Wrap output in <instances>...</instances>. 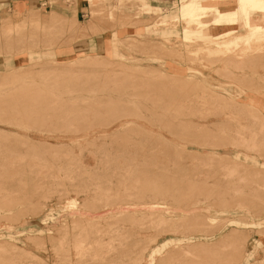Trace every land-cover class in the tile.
I'll use <instances>...</instances> for the list:
<instances>
[{
    "label": "rangeland",
    "instance_id": "374dc122",
    "mask_svg": "<svg viewBox=\"0 0 264 264\" xmlns=\"http://www.w3.org/2000/svg\"><path fill=\"white\" fill-rule=\"evenodd\" d=\"M129 5L122 0L109 6L98 1L80 22L30 11L17 22L0 24V242L7 247L0 264H11V256L27 259L28 264H147L150 251L158 245L165 250L166 241L179 244L174 245L178 249L164 256L157 253L155 264H202L203 254L184 252L180 246L211 242L232 228L247 241L245 256L253 252L246 264L264 256V123L228 101L240 90L255 92L264 103V44L262 53H241L244 41L229 52H212L200 38L180 37L186 21H163L170 8L156 6L158 12L149 14L144 13L147 8L138 11V1ZM212 15L203 14L202 20ZM51 16L55 20L48 19ZM137 24L160 29V37H175L166 40L171 46L181 44L169 51L152 36L138 35L143 32L139 30L119 35L118 40L136 68L99 60L104 65L100 69H68L58 79L44 80L40 77L52 65L45 60L24 62L12 72L4 69L6 63L17 66L16 59L27 55L36 59L43 54L67 64L96 61L91 53L74 55L63 46ZM168 26L177 29L166 31ZM187 26L198 27L196 21ZM127 38L137 40L127 45ZM110 54L105 53L108 58ZM168 63L183 68L185 76L199 68L218 83L214 89L223 96L208 92L196 77L168 76ZM48 79L63 85L52 88ZM64 83L72 93L57 97L52 90L65 89ZM228 95L232 97H224ZM32 111L48 117L36 118ZM25 113L35 115L24 118ZM71 199L78 205L70 204ZM120 202H130L129 209L163 203L160 207L170 206L178 219L108 217ZM183 211L205 212L215 219L199 223L192 213L182 220ZM84 216H101L102 221ZM218 228L223 229L210 234ZM245 256L239 264L245 263Z\"/></svg>",
    "mask_w": 264,
    "mask_h": 264
},
{
    "label": "bare ground",
    "instance_id": "6f19581e",
    "mask_svg": "<svg viewBox=\"0 0 264 264\" xmlns=\"http://www.w3.org/2000/svg\"><path fill=\"white\" fill-rule=\"evenodd\" d=\"M98 1L99 0H94V2H98ZM216 1H219V0H216ZM220 1H225V0H220ZM237 4H238V6H237L235 11L234 10H227L225 12H221L218 8H215V7L210 8V7H207V6H203L198 1H196L195 4H189L187 6H183L182 9H181V18L184 21H186V22H185V25L183 26V29H182V32H181L182 39L184 41H191L194 38H200L201 40L205 41V43H206L205 44V49L206 48H210L212 52H229L230 48L232 49V47L233 46H237L240 41H244V45L246 46L245 47L246 49L242 50V51L240 50L241 53L246 51L247 49H252L255 52L262 53V51L264 49V48L262 49V46L264 44V25L251 23V12L252 11L261 12L262 15L258 19H260V20L264 19V0H237ZM107 5L109 6L110 3L107 2ZM211 12L214 13V17L212 15L213 18H211V20L208 19V21H203L201 19L203 14H207V13H211ZM33 15H35V18L37 20L41 21V17L37 13H33ZM50 18H53V17H50ZM55 18H57V17H55ZM240 18H242L243 24H244V26L246 28V31H244L242 34H241V32L238 34V32L240 31L239 30ZM187 21H188V23L191 22V21H196V24L198 25V27L192 28V29L189 28V26H187V24H188ZM43 22L46 24L48 21L46 20V21H43ZM74 27L77 28L78 26L74 25ZM73 29H75V28H73ZM145 33H146V36H152L153 38L155 37L154 39H159L160 38L159 37V33H158V29L153 28L151 26L148 27V29L145 31ZM120 34H125V33L121 31ZM138 35H142V34L138 33ZM153 38H151V39H153ZM124 40H126V39H124ZM134 40H137V38H130V39L127 38L126 44L129 45ZM118 42L119 41H118V38L116 37V34H113L111 39L109 40L110 47L108 48V50L111 51V54H110L111 58H108L105 54H92L94 60H96V61L92 60V61H89V62H81V63H78V64H75V63L67 64L66 61H62V60L59 61L58 59H55V58L45 59L43 54H42V56L40 58H36V59H30V58H28V55H27V57L24 56V57L16 59L17 62L19 63V64H17V66H12L11 64L6 63L4 65V67H5L4 69L12 72V71H14L15 69H17L19 67H24V64H22L24 62H30L31 63V62H35V61H43V60H45L47 63L51 62L52 65H51V67L47 66L48 68L45 69L47 74L46 75H42L43 77H40L41 79L44 80V77H48V78H52V79H58V77L60 78V76H63V73H65L64 71H67L68 69H70V70L74 69V68H76V69L77 68H81L82 69V68H89V67H91V69H95V70L100 69L104 65L101 63L102 61L100 62L99 60H103V61L104 60H107V61L110 60L112 62L113 61L117 62V64H119V65H123V66H128L129 65L132 68L139 67V66H137V64L129 63L130 61H133L134 59L130 58L129 56H127L121 50V48H122L121 45H123V43L122 44H118ZM159 42H160L159 44L163 45V47H165L169 51H174L178 47V45H176V46L168 45L167 42H165V41H162V42L159 41ZM124 43H125V41H124ZM179 44H181V42ZM240 52L239 53H235V54L236 55L240 54ZM10 57L11 56L7 57L6 61ZM81 57H83V56H81ZM77 58H79V57H77ZM72 61H75V60H72ZM41 64H43V63H41ZM41 64H39V65H41ZM44 64H45V66L47 65L46 63H44ZM167 65H168L167 66V69H168L167 75L168 76L172 75L175 78L176 77L181 78V80H183L182 78H184V79H186V78L187 79H192V78L196 77L194 79H196L198 82H200V84L202 85L203 88L208 89V92L210 90V91H213V92H215L216 94H218L220 96H223L224 92H222L221 90H218V89H214L218 85V83H216V82L214 83L212 81V79H209L208 77H206L205 73H202L199 68H197L195 70H188V73L194 72L195 74H188V75L185 76V75H182L183 71H184L183 68L177 67L176 65H174L172 63H168ZM34 66L37 67L38 65L37 66L34 65ZM82 66H84V67H82ZM43 70L44 69L41 70L42 74L45 71V70L44 71ZM94 72L95 71H93V73ZM85 73H86V71H85ZM52 79H48V81H50V85L52 86V88H54V87L57 88L58 84L59 85H63L61 83V81H60V83H57L58 80H52ZM40 83L44 84L45 82L44 81H40ZM87 83H86V85H87ZM210 86H212V87H210ZM87 87H88V85H87ZM63 88H65V89H62L63 91L62 90L58 91L59 93L56 92V91H53V90H52V92H53V94L54 93L57 94V97H59L60 96L59 94H61V93H72V90H69V86H66V84H65V86H63ZM89 88H91V86ZM89 88H87V89H89ZM3 91L4 90H2L1 92H3ZM7 91H9V89H7ZM233 93L235 94L236 97L233 98L234 100L228 99L229 102H232L234 104H240L242 107H244L248 111H250L252 116H254L256 119H260L264 123V112H263L264 103H263V99L257 97L255 92L249 93V92H244V91L241 92L240 90H234ZM13 94H14V92H12V95ZM34 94L39 95V93H34ZM96 94H97V91H96ZM135 96H137V95H135ZM92 97H93L92 99H95L94 94L92 95ZM224 97H229L230 98L232 96L228 95V96H224ZM11 98H14V97H11ZM79 98L84 99L85 96L82 95ZM13 100L17 101L18 99L15 97ZM25 100H27V99H25ZM164 100H166V99H164ZM130 101H134V98H132ZM165 103H166V101H165ZM18 108H19V106H18ZM27 109L36 110L37 111L36 107H30V108L28 107ZM91 109H92V107H91ZM6 110H8V109H6ZM6 110H5V112H7ZM32 112L36 114V118L41 117V118L45 119L46 117H48L46 113H40V115H39V114H37L34 111H32ZM35 114H28L27 115L25 113L24 114V118L32 117ZM65 169H66V167H65ZM59 170H61V169H59ZM244 174L247 175V172H245ZM246 175H244V176H246ZM248 177H249V174H248ZM248 177H245L244 180H246V178H248ZM263 178H264V175H263ZM263 178H261V179H263ZM205 179H207V178H205ZM240 181H241V179H240ZM242 181H243V179H242ZM207 182H208V180H207ZM244 182H246V181H244ZM239 187H241V186H239ZM239 187H237V188H239ZM231 188H234V187H231ZM235 190H236V192L239 191V189L237 190L236 188H235ZM240 191H242V188L240 189ZM237 194H238V192H237ZM150 195L151 194H149V196H146V197L150 198ZM170 196H173V195H170ZM137 202H135V204H137ZM148 203L149 204L146 205V207H143L142 209H129V207L131 205L130 202H120V204L118 206V209L116 211H114V212L109 211V213H107L106 215L108 217H111V218L120 217V216H124V215H127V216H139V217L140 216H147L149 218H153V220H157V221H160V222H164L166 220L170 221V220L178 219L177 218L178 214H176L173 211V209H171L170 206L165 205V207H160V206L163 205V203H158V202H152V203L148 202ZM70 204L78 205V203H76V200H74V199H71ZM162 208H165V209H162ZM119 209H121V210H119ZM192 213H195L194 218L199 223L200 222H204L203 224H205V223H209V222H211V221H213L215 219V218H212L211 216H209L205 212H196V211H194V212L190 213L188 211H183L182 213H180L182 215L181 216L182 220L188 219V217H190V215ZM49 216H50V214H49ZM84 218L85 219H89L90 221H102L101 216H95V217H91V218H87L86 216H84ZM191 218H192V216H191ZM199 218L201 219V221L198 220ZM219 221L221 222L222 219L221 220H217V222H219ZM215 222L216 221H214L213 224H215ZM206 225H208V224H206ZM210 225L212 226V224H210ZM201 226H203V225H201ZM209 228H210V226H209ZM209 228L206 229L208 232H209V230H208ZM219 229L220 228H218V231H216V232L212 231V233H210V234L214 235V234H216V233H218V232H220L222 230V229L221 230H219ZM210 230H211V228H210ZM207 231H205V232H207ZM199 232H201V231H199ZM236 232H238V231L235 228H232L231 231L228 232V233H224V231H223L215 240H213L211 242L210 241L209 242H206V241L188 242V243L182 244L180 246L181 248L180 247L179 248L182 249L184 252H194V253H197V254H200V253L203 254L202 255L203 256L202 264H213V263H216V264H239L244 259L245 249H246L245 248V244L247 243V241L237 237V233ZM205 234H208V233H205ZM166 244H167L166 248L163 251H162L163 248L160 245H158L154 250L150 251V253L148 255V259H147V264H151V263L155 264L154 261H153V258H154V256L157 253L160 256H164L166 251H167L166 253L168 254L169 252L172 253L171 252L172 248H173L172 251L173 250L175 251L176 249H178V246L176 248L174 245H179V244H174V243H172L170 241H166ZM5 246H6L5 242H2V243L0 242V251L1 252H2V249L5 248ZM263 247H264V245H263ZM79 250H80V246H79ZM77 251H78V248H77ZM3 252H5V250ZM3 252L0 253V255L3 254ZM78 252H80V251H78ZM6 254H7V251H6ZM23 254H25V253H23ZM26 254H29V253H26ZM215 256H218V257H216L217 260L214 259ZM252 256H253V252H249L248 255L245 256L246 260H245L244 264L248 263L249 259ZM143 257H144V255H143ZM142 258L140 256V260ZM204 258H205V260H204ZM135 259H137V257ZM10 260L12 261L11 264H17L18 262H21V264L30 263V261H28L27 259H24L22 257L19 258V257H16V256L15 257L11 256ZM255 263L256 264L257 263L258 264L259 263L260 264H264V256L261 259L257 260L256 262H254L253 264H255Z\"/></svg>",
    "mask_w": 264,
    "mask_h": 264
},
{
    "label": "crops",
    "instance_id": "0c3cea01",
    "mask_svg": "<svg viewBox=\"0 0 264 264\" xmlns=\"http://www.w3.org/2000/svg\"><path fill=\"white\" fill-rule=\"evenodd\" d=\"M107 5V2H111V4L117 3V0H99ZM125 2L126 7L129 8V4L132 0H122ZM139 2V10L144 11L146 8L148 12L144 13H156L158 12L157 7L159 6L163 11H166L169 8L171 9L169 12L163 16V21L168 23L169 20L176 21L175 19L181 18V9L183 6H187L189 4H195L198 1L203 6H207L210 8H218L221 12H225L227 10H236L238 4L237 0H225V1H216V0H135ZM179 3L178 6L173 7L172 3ZM98 2H94V0H0V24L4 20H10L11 22H17L21 20L28 12L30 11H38L42 16L48 17L49 14H56L60 16H64L67 19H73L80 22L81 17L85 14L89 6H94ZM157 6V7H156ZM126 8V12L129 9ZM146 11V10H145ZM39 15V14H38ZM262 15L261 12H251V23L253 24H261L264 25V19L260 20ZM40 16V15H39ZM52 17V16H51ZM48 19H51L50 17ZM202 19V18H201ZM211 20V19H210ZM46 21V20H42ZM169 25V24H168ZM144 24L130 25V26H121L120 29L115 33L118 40H120L119 35L120 32L124 33H134L142 30L141 34H144L148 27L144 28ZM150 27V26H149ZM192 29V27H190ZM176 27L168 26L166 27V31L175 30ZM183 27L180 30V37ZM245 26L243 24L242 18L239 21V30H245ZM158 33L160 34V29H158ZM243 32H241L242 34ZM113 34H111V30L99 32L90 36L81 37L71 44L64 45L67 52L73 51V54L80 53H91V54H105L110 47L109 40L111 39ZM160 37V35H159ZM171 38L170 36L160 37L159 41H165ZM182 38V37H181ZM154 39V38H153ZM163 39V40H162ZM181 42V41H180ZM168 44V43H167ZM179 44V43H178ZM177 44V45H178ZM169 45V44H168ZM171 45V44H170ZM1 57V56H0ZM2 59V58H0Z\"/></svg>",
    "mask_w": 264,
    "mask_h": 264
}]
</instances>
